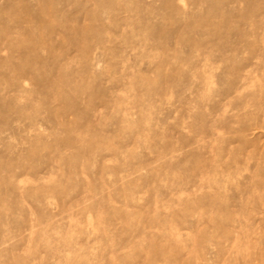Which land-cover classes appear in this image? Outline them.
<instances>
[{
  "label": "rangeland",
  "instance_id": "obj_1",
  "mask_svg": "<svg viewBox=\"0 0 264 264\" xmlns=\"http://www.w3.org/2000/svg\"><path fill=\"white\" fill-rule=\"evenodd\" d=\"M0 264H264V0H0Z\"/></svg>",
  "mask_w": 264,
  "mask_h": 264
}]
</instances>
